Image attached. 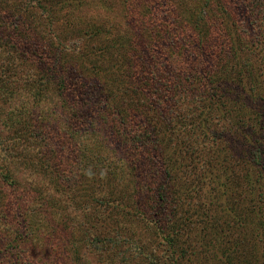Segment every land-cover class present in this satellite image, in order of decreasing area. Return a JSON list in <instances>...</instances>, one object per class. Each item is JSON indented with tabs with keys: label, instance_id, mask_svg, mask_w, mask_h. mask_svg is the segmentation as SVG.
<instances>
[{
	"label": "rangeland",
	"instance_id": "374dc122",
	"mask_svg": "<svg viewBox=\"0 0 264 264\" xmlns=\"http://www.w3.org/2000/svg\"><path fill=\"white\" fill-rule=\"evenodd\" d=\"M223 1L231 7L229 11L225 4L229 24L239 30L251 29L255 34L263 30V23L256 27L249 25L251 14L247 9L253 4L252 0ZM204 2L0 1V75L3 74L0 76V80L3 79L0 81V133L4 137L16 133L23 117L31 123L39 116L35 121L44 128L47 123L53 127L54 122L57 123L59 134L64 137L56 136L46 151L41 150L49 157L54 171L64 169L67 172L57 180H52L53 174H43L41 168L33 174L32 166L38 157L30 160L21 155L22 158L18 152L6 149L8 146H2L0 168L10 166L17 183L13 191L7 193L10 188L6 190L0 176V193L3 192L0 207L3 200H9L12 195L19 199L22 210L14 214L10 212V205L0 208V264H264V230L258 233L253 226L257 220L264 219V152L257 148L261 142L255 140L256 147L252 137L249 139L252 132L259 134L254 126H241L229 116L233 124L224 130V124L229 122L214 118L216 115L212 112L213 118L206 123L213 135L206 133V137L198 139L200 131L194 130L192 143H187L193 150L191 169L183 173L176 171L179 161L188 153L178 156L172 148L168 150L170 154L163 157L148 150L143 156L145 162L141 159L138 162L137 155L133 154L136 165L144 163V166L131 170L123 158L126 143L116 138L109 126L99 125L92 135L79 130L86 136L74 134L72 137L65 115L56 113L59 101L56 90L53 94L49 92L47 100L38 99L33 90L28 89L36 87L32 81L35 83L36 77L42 74L40 66L32 60L36 47L41 43H63L66 47L77 43L84 47L87 41L80 39L81 31L95 27L106 31L104 41L120 38L137 44L136 50L152 63L151 75L173 77L184 70V64L173 66V60H179V56L168 53L167 47L177 45L181 52L185 43L199 42L198 31L190 26L188 19L197 16ZM187 8L195 12L189 15L190 12H184ZM259 9L261 7H255L254 12ZM200 28L206 35L204 39L212 35L205 23L200 24ZM219 36V33L213 34L208 44L218 45ZM92 41L89 42L91 46ZM256 52L250 54L255 55L257 68L252 72L258 75L263 69L255 62L260 61ZM189 54L183 58L187 65L196 60L193 49ZM62 65L67 66L68 60ZM219 79L222 81L220 87H226L229 92L228 98L234 97L231 87L238 86L230 79ZM258 81L256 85L257 80H251L247 87L258 86L262 87L260 91L264 90V83L261 79ZM50 85L57 87L53 82ZM7 87L12 90L7 91ZM10 92L13 94L8 95ZM74 108L68 109L69 112ZM35 154L40 156L41 152ZM225 154L232 163L233 159L244 161H239L242 163L234 168L231 163L221 168ZM163 167L171 172L167 183L170 199L168 205L161 208L152 199L164 178ZM250 167L260 176L258 188H249L243 183L242 172ZM107 168H116V174H107ZM229 169H234L232 174L236 172L234 179ZM80 176H85L83 183L77 182ZM122 195L128 196L126 200L131 205L125 213H118L111 204ZM102 199L107 204L101 206ZM138 203L144 207L142 213L134 210ZM237 214L246 224L236 218ZM15 238L18 244L10 245Z\"/></svg>",
	"mask_w": 264,
	"mask_h": 264
},
{
	"label": "trees",
	"instance_id": "16d2710c",
	"mask_svg": "<svg viewBox=\"0 0 264 264\" xmlns=\"http://www.w3.org/2000/svg\"><path fill=\"white\" fill-rule=\"evenodd\" d=\"M252 2L251 9H247L251 14L249 25L256 27L258 23L264 24V0H252ZM225 4L229 6V3L223 0H205L204 5L197 11V16H193L192 21L188 19L190 26L193 25L194 29L198 31L197 36L200 37L198 43L194 41L185 43L184 51L181 52L177 45L167 47L168 53L179 56V60H173V66L177 65L175 63L184 64V70L173 77L168 78L163 74L151 75L150 72H153L152 63L145 56L140 55L138 49L136 50L137 44L127 43L126 40L120 38L104 41L103 38L107 36L106 31L95 27L81 31L80 39L84 38L87 41L84 47H80L77 43L67 47L63 43L56 45L41 43V46L36 47L32 60H35L36 64L40 66L42 74L36 77L37 83L36 79L35 83L32 81V85L35 84L36 87H28V89H32L38 99L42 97L47 100L49 92L52 91L53 94L56 90L59 97L56 113L65 115L69 126L68 131L72 137L74 134L78 137L86 136L79 130L88 131L89 135H92L99 125L109 126L111 131H114L112 133L115 137L122 140L124 144L126 143L123 158L131 170H137L144 166V163H139L138 166L136 164L140 159L141 162H145L143 156L148 150L163 157L170 154L168 150H172V148H175L178 156L183 152L188 153L179 161L176 171L180 170L183 173L187 169H191L194 159L193 150H190V144L187 143L195 134L194 130L200 131L198 139H201V136L206 137V133L213 135L211 131H208L206 123L213 118L212 112L216 115L214 118L229 122H225L224 130L228 128V125L233 124L228 119L229 116H233L234 119L231 120L238 121L241 126H243L242 124L254 126L259 134L252 132L253 135L249 134V139L252 137L255 146V140L261 142V146L256 147L259 148V151L264 152V90L260 91L262 87L258 86L247 87L251 85L253 79L257 80L256 85L259 84V79L264 83V79L260 78V76H264V27L263 30L258 31V35L255 34L256 32L251 33V29L250 31L239 30L234 24L228 23L226 19L228 7L226 9ZM255 7H261V9L254 12ZM187 11L190 12L189 15L195 12L191 8L184 10L185 13ZM203 23H205V27H209L212 35L220 34L218 45L208 44L211 42L212 35H208L204 39L206 35L200 28V24ZM92 40L101 41V43ZM90 41L93 42V46L89 44ZM192 49L196 60L193 64L187 65L183 62V58L185 55H190ZM251 51H257L256 53L260 56V61H255L263 69V72H259L260 75L258 73L255 75L252 72L257 71V68L253 59L255 55H251ZM50 60L51 62H49ZM64 60H68L67 66L62 65ZM219 78L230 79L238 86L231 87L234 97L228 98L229 92L226 87H220L222 81ZM50 82L57 84V87H51ZM84 84L87 87H84ZM1 88L3 89V87ZM8 90L12 89L7 87ZM9 94L12 95L13 92ZM38 108L44 109L40 105ZM72 108H74L73 111L69 112L68 109ZM57 114L54 113V116ZM145 118L146 120H144ZM36 119H39V116ZM62 119L64 118L62 117ZM35 120L33 119L30 123L23 117L16 133H11L13 135H9V137H4L0 133V151L5 145L8 146L6 149L10 148L13 153L18 152L20 156H26V159L27 157H30V160L34 156L38 157L32 166L33 174L39 172L38 170L41 168L43 174L48 176L53 174L52 180L62 179L63 174H67V172L64 169L54 171L48 161L49 157H46L41 149L44 148L46 151L48 145L55 142L56 136L64 137V134H59L60 129L55 122L54 127L47 123V130L43 126L40 127L39 122ZM239 123L236 122L238 125ZM214 132V134L217 133V131ZM244 135H246L245 138L248 137L247 134L244 133ZM85 145L87 146V144ZM261 147L263 150L260 149ZM36 151L38 155L41 152V155L37 156ZM176 152L172 153L171 151V154L176 155ZM133 154L137 155V160ZM222 157L221 168L230 166L229 163L234 168L238 163H242L239 161H244L242 158L240 160L233 159L232 163L230 160L228 161L227 154ZM231 157L236 158L235 156ZM102 160L107 161V159ZM233 170L229 169V175H233L231 178L234 179L236 172L232 174ZM11 171L10 166L0 168L2 182L6 184V190L10 188L7 193H11L17 183ZM116 171V168H107V174L113 175L116 174ZM163 172L164 178L156 187L155 196L152 199L161 205V208L166 207L170 199L167 194V183H169L168 176L171 172L167 170V167H163L162 175ZM242 173L243 183L247 187H260L257 184L260 176L251 167ZM229 175L227 176L229 177ZM80 177L77 182L83 183L85 176ZM127 197V195H122L119 200L113 201L111 208H115L118 213L119 211L125 213L126 208L131 205L126 200ZM18 200L11 195L9 200H3L0 208L10 205V212L16 214L17 210H22ZM105 204L107 202L102 199L100 205ZM137 206L134 210L142 213L144 207L139 203ZM21 214L23 215V213ZM236 218H239L243 225L246 224L239 214ZM253 226H256L255 229L258 233L262 232L264 219L257 220ZM13 240L14 244L11 242L10 245L18 244L17 238Z\"/></svg>",
	"mask_w": 264,
	"mask_h": 264
}]
</instances>
